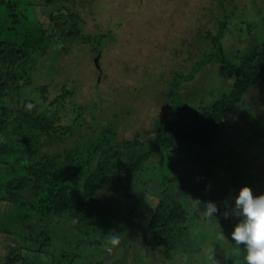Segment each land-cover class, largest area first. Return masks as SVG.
Returning a JSON list of instances; mask_svg holds the SVG:
<instances>
[{"label":"trees","instance_id":"1","mask_svg":"<svg viewBox=\"0 0 264 264\" xmlns=\"http://www.w3.org/2000/svg\"><path fill=\"white\" fill-rule=\"evenodd\" d=\"M36 1L40 22L38 27L29 29L25 24L30 13L20 9L18 3L0 0V7L9 10L5 19L7 24L4 22L5 27L0 31L12 37L0 40V101L6 98L15 101L13 107H0V203L15 213L16 221H13L23 233L28 232L26 226L31 223L30 230H34V221L40 218H46L49 224L69 227L65 239L55 240L61 242L58 243L64 258L71 257L75 261L83 246L80 238L88 239L94 230L99 229L106 238L109 235L122 236L125 241L131 240L128 243L132 247L146 241L157 255V249H161L165 254H183L186 261L188 257L189 262L194 263L200 252L189 239L198 223L188 210L193 203L184 207L178 197L180 192L192 190L184 185L192 182L181 179L186 171L185 168L179 171V168L187 162L202 164L206 155H213L217 148L230 143L231 133L240 134L245 127L254 130V142H264V124L259 127L249 125L251 114L244 104L250 90L258 85L264 90V15L240 21L245 26V29L240 26V32H245L250 39L245 52L225 54L223 41L230 31L231 18L226 10L216 20V32L206 33L205 41L209 42L210 50L201 53L202 58L200 62L196 60V64H219L230 81L227 92L195 111L189 109L184 113L178 107L180 105H176L178 114L174 118L158 120L151 130L125 140L121 139L125 122L120 128L112 120L95 123L87 107L73 102L74 92L68 89V79L62 81L59 93L52 92V86L47 85L38 86L29 93L25 91L32 85V75L37 71L33 69L40 68L42 58L48 57L43 63L50 69L58 63V53L79 43L87 46L90 54L98 57L99 61L110 43L108 36H112L102 32L84 33L85 22L76 6L83 8L87 4L85 0ZM45 6H50L51 10ZM218 6L223 9L222 3ZM35 34L37 38H30ZM96 69L99 71L100 67ZM169 74L172 76L164 82L166 87L162 90L165 89L167 98L175 103L180 97L178 88L192 81L194 72L182 76L175 72ZM170 86L174 87L173 91L168 88ZM232 118L235 120L231 123ZM83 130L90 133L83 135ZM75 136L79 141L64 147L61 152L49 154L44 150L45 144L71 141ZM244 144L246 146L245 141ZM168 161L169 176H163L159 188L158 184H153L151 189V192L159 194L157 202H152L148 213H144L147 216L145 224L140 226L123 221L121 226V218H116L119 216L117 206L125 203L129 210L134 203L131 198L137 200L140 196L130 193L135 183L147 169L151 167L152 173L156 174V165L163 167ZM200 180H193V188H198L196 184ZM259 192L264 193V190L256 193L259 195ZM51 228L58 230L55 226ZM223 229L216 244L219 264H244V253L229 238L232 228ZM39 232L44 234L39 247L50 248L51 238L43 226ZM225 237L229 239L228 250L219 247ZM110 241L114 248L107 254H120L116 243L112 239ZM93 243L97 248L100 245L95 240ZM90 248L93 249L92 246ZM71 259L69 264H72ZM27 260L14 255L6 257L3 264H31Z\"/></svg>","mask_w":264,"mask_h":264},{"label":"rangeland","instance_id":"2","mask_svg":"<svg viewBox=\"0 0 264 264\" xmlns=\"http://www.w3.org/2000/svg\"><path fill=\"white\" fill-rule=\"evenodd\" d=\"M76 1L82 2V0ZM6 2L18 3L20 9L30 13L26 17L25 27L30 29L40 22L36 0H6ZM85 2L87 4L83 8L76 6L77 11H81L80 15L85 22L84 33L89 35L102 32L112 35L108 36L110 43L103 50L98 61L100 70L98 71L94 65L96 56L90 54L87 46L78 43L73 48L58 53V63L53 64L54 67L50 69H47L43 63L48 57L42 58L40 68L33 69L39 71L32 75V85L25 91L29 93L38 86L47 85L52 86V92L59 93L62 81L68 79V89L74 92L73 102L87 107L95 123L103 124L107 120H112L120 128L125 122L124 133L121 134V139L125 140H131L151 130L158 120L174 118L178 114L176 105H180L178 107L184 110V113L189 109L195 111L197 107L206 106L227 92L230 81L219 64L215 62L196 64V60L199 59L200 62L202 58L201 53L210 50L209 42L205 41L206 33L216 32V20L226 10L231 18L229 19L230 31L226 33L223 41L225 54L234 55L237 51L245 52L250 39L245 32H240V26L245 29L240 21L252 20L264 15V0H85ZM218 3L223 4V9L219 8ZM12 4L10 5L13 6ZM45 9L51 10V7L45 6ZM8 12L7 7H0V30L5 27L4 22L6 23ZM31 36L32 39L37 38L36 34ZM8 38L12 37L0 31L1 41ZM50 61L53 62V60ZM170 72L181 74V76L194 72V79L183 83L178 88L180 97L179 100L174 99L175 103L167 98V91L162 90V87H166L164 82L172 76ZM168 88L173 91L174 87ZM262 98H264V90L260 85L250 90L245 97V108L249 109L251 114L249 125L254 124L259 127L264 124ZM14 102L13 98L3 99L0 101V107L6 105L13 107ZM234 120L232 118L231 123ZM87 121L90 122V120ZM253 132L252 127H245L240 134L231 133L230 143L217 148L215 154L206 155L202 164L197 165L198 163L194 161L187 162L179 168V171H183V168L186 171L181 179L192 182L184 184L192 190L180 192L178 196L184 207L193 203L188 210L192 218L197 219L198 224L193 229L195 232L190 231V235H193L190 239L196 241L200 238L201 242L197 245L198 251L206 258L203 259L199 254L202 259H196L192 264L220 263L218 249H216V244L222 235L220 233L224 230L223 228H232L237 222L233 205L235 193L243 186L250 187L256 195H258L256 192L264 190V161H262L264 142H254ZM89 133L88 130L82 131L83 135ZM243 139L246 142L245 147ZM76 141H79L77 136L71 141L52 142L45 144L44 150L49 154L58 153L64 147L73 146ZM166 164L163 167L156 165L158 170L156 174L152 173L153 169L150 167L135 183L130 193L140 196L137 200L135 197L131 198L134 203L129 210L125 203L117 206L119 216L114 215V218H121V226L123 221L137 223L140 226L145 224L147 216L144 213H148L152 202L154 204L157 202L159 194L157 191L151 192L153 184H158L159 188L163 176H169L167 174L170 173L169 161ZM244 169L249 172L246 173ZM163 172L166 173L163 174ZM228 175L231 176L228 177ZM198 179H201L196 184L199 185L198 188H193V180ZM178 183H181V180ZM145 193H150L152 196ZM199 199L204 202L197 205L195 201ZM208 202L214 203L217 207V212L212 217L204 212ZM137 210L139 212L136 213ZM8 211L10 210H6L0 203V221L6 218ZM225 213L228 214L227 218ZM127 214L128 216H124ZM12 217L16 221L15 213ZM110 219L111 216L108 215V220ZM53 221L56 222L57 219L54 218ZM13 223L6 224L5 220L0 222L1 233L8 235L7 231H16L15 236L0 235V264L4 263L6 257L20 255L23 252L22 249L19 251L18 249L21 244L20 237L24 235L29 236L30 240L35 239L34 244H27V248H35V244L38 245L42 238L39 233L42 231V226L52 241L65 239L67 234L63 225L49 224L46 218L34 221L35 231L30 230L27 233L17 230L20 228L15 229L17 223L15 225ZM31 225L32 223L28 224L26 228H31ZM54 226L58 230L51 228ZM196 231L199 235H196ZM225 238L219 247L228 250L229 239ZM80 240L83 246L73 264H126L128 262L125 254L121 257L119 253H116L108 255L105 259L96 256L95 251L104 253L106 247L109 251L114 248L110 235L106 238L99 229L94 230L88 239L80 238ZM94 240L100 242L98 248L93 243ZM6 243L9 244L7 248ZM23 243L26 242L23 241ZM86 245L92 246L93 249L85 247ZM48 250L51 252L50 256L56 253L57 248ZM157 252L171 263V259L161 249H157ZM171 254L177 256L173 259V264H184L183 254L174 252ZM28 255L26 253L25 256ZM70 259L71 257L59 261L49 260L43 264H69ZM27 262L35 261L28 259Z\"/></svg>","mask_w":264,"mask_h":264},{"label":"clouds","instance_id":"3","mask_svg":"<svg viewBox=\"0 0 264 264\" xmlns=\"http://www.w3.org/2000/svg\"><path fill=\"white\" fill-rule=\"evenodd\" d=\"M195 203L199 205L200 201ZM233 205L237 222L229 234L230 240L244 253V264H264V193L256 195L250 187L243 186L235 193ZM204 212L212 217L217 207L208 202Z\"/></svg>","mask_w":264,"mask_h":264},{"label":"crops","instance_id":"4","mask_svg":"<svg viewBox=\"0 0 264 264\" xmlns=\"http://www.w3.org/2000/svg\"><path fill=\"white\" fill-rule=\"evenodd\" d=\"M6 218L2 219L0 222H3L5 220V223L7 224L8 222H11L13 221V217H12V212L8 211L6 213ZM14 222V221H13ZM12 222V223H13ZM13 225H15V223H13ZM18 226L17 224L15 225V229H17ZM67 232H68V229L69 227H65ZM17 230H20V229H17ZM28 231H30V228H27ZM35 231V230H34ZM9 232V233H8ZM15 232L16 231H12V230H9L7 231L8 235L6 233H1L0 232V235L3 234V235H7V236H15ZM40 233V232H39ZM44 235V234H41L40 233V237ZM25 236V235H24ZM20 237L21 238V244H19V249H22V253L20 254L24 259H33V261L35 262H30L31 264H43V262L45 261H51V260H57L59 261L60 259H63L64 255L62 253V250L61 248L59 247V243L57 241H50V244L52 243V245H49L48 243V246L50 248H57V252L56 253H53L52 255L49 256V254H51V252L48 250L50 248H43V247H39L41 244L39 243L38 245L35 244V248L34 247H28L27 248V244H34L35 243V239H32L30 240L29 237ZM49 236V234H48ZM106 236V235H105ZM123 238V240H121ZM110 239H112L115 243H116V248L117 249H120V255L121 257L124 256V254L128 257V262L126 264H173V259L177 256H174L172 254H167L168 257L171 259V263H169L165 257L161 256V255H157L153 248L151 247V245L149 243H147L145 241V244H141L143 242H141L140 244H136L135 246H131V244H129L128 242H126V238L122 237V236H117V237H110ZM191 241V244L194 248H197V245L201 242L200 241V238H197L196 241H192L191 239H189ZM23 241H25L26 243H23ZM147 244V245H146ZM147 247H146V246ZM9 246L8 243H6V248ZM17 251V252H18ZM109 249H107L104 253H97L96 251V256L98 258H102V259H105L107 257V253H108ZM14 253V251H12ZM33 252V253H31ZM26 253H28L29 255L26 257ZM31 253V254H30ZM66 253V252H65ZM200 255L203 257V259H206L205 256L200 253ZM77 257V256H76ZM182 257L185 258V256L183 255ZM197 257H199V259H202L200 256L197 255ZM76 259V258H75ZM124 259V258H123ZM131 260V261H130ZM72 261V264L74 262V258L71 259ZM196 261V260H195ZM192 264V262H189V259L187 257V261L184 260V264Z\"/></svg>","mask_w":264,"mask_h":264},{"label":"water","instance_id":"5","mask_svg":"<svg viewBox=\"0 0 264 264\" xmlns=\"http://www.w3.org/2000/svg\"><path fill=\"white\" fill-rule=\"evenodd\" d=\"M94 63H95L96 68H98V66H97V63H98V57H96V59L94 60Z\"/></svg>","mask_w":264,"mask_h":264}]
</instances>
